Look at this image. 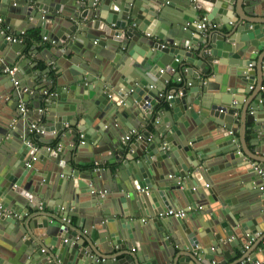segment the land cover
<instances>
[{"label": "water", "instance_id": "95a60500", "mask_svg": "<svg viewBox=\"0 0 264 264\" xmlns=\"http://www.w3.org/2000/svg\"><path fill=\"white\" fill-rule=\"evenodd\" d=\"M243 2L0 0V28L9 18L22 22L16 24L18 28L31 22L30 28H39L45 36L49 34L62 49V55L56 53L54 59L45 60L56 61L59 56L65 60L66 67L59 71L62 78L57 81L55 92L32 93L27 88V79L9 78L11 82L6 87L17 107L34 95L38 100L34 111L40 120H47L44 125L41 123L44 132L32 136L49 144L50 140L43 139L45 134L51 132L62 139L67 123L75 127L68 130L72 136L70 144L59 142V146H68L66 152L76 165L91 159L100 163L111 159L113 166L101 172L88 168L84 170L87 181L81 180V171L73 167L70 159L64 160L62 149L39 158L37 151L27 145L31 138L28 128L33 120L22 117L27 130L20 133L9 124L10 116L0 113V147L16 137L22 148L0 166V224L16 223L12 217L1 214L4 209L18 211L17 215L22 210L36 213L19 224L20 237L27 234V239L15 243L18 254L14 255L13 264H149V258L157 261L158 257L149 250L154 242L147 248L141 245L145 235L138 225L144 222L152 225L156 234L149 238L158 239L159 234L161 238L165 234L164 243L182 251L186 261L178 257L175 264H210L216 257L219 261L215 264H224L235 258L237 252L243 255L244 247L251 245L250 239L257 238L259 228L264 225V186L260 185V174L248 161L251 155L242 145L246 142L245 132L250 129L254 132L253 145L264 144V102H261L264 75L259 83L262 93L255 92L243 116L240 114L234 121L242 124L239 139L234 140L228 130H236L232 126L233 116L236 109H243L237 94L247 92L248 85L251 89L258 73V65L252 63L249 51L264 43V0L250 4H260L261 20L244 17L240 12L241 9L247 15ZM79 9L82 11L78 13ZM200 10L210 23L206 33L198 32L193 25ZM23 28L20 30L24 31ZM0 40L1 66L15 64L16 75L20 74L29 59L17 56L16 52H22L24 47L17 43L6 54L5 46L11 44L2 34ZM182 46L194 52L185 53ZM117 50L129 59L117 55ZM184 55L189 58L185 59L189 68L181 67L175 72ZM220 59L236 66L234 83L219 79L217 85L208 78ZM249 64L255 66L254 71H250ZM262 66L261 62L260 72L264 71ZM180 75L185 81L173 90L178 88L181 92L171 101L172 110L164 113L162 124L150 142L149 132L138 128L155 121L151 111L162 100L158 94L165 89L164 81L179 80ZM29 78L36 81L34 76ZM238 84L244 91L236 89ZM118 98L123 99L121 104ZM41 100L45 108L39 111ZM234 100L241 105H233ZM249 110L256 112L249 115ZM132 129L141 137L132 142L122 140L121 136ZM87 148L94 154L86 160H77L76 157L87 154ZM32 156L36 159L26 166ZM36 161L41 166L35 165ZM255 165L263 168L262 163ZM226 173L232 177L225 178ZM207 180L214 184L212 188ZM99 190L105 193L101 195ZM86 193L90 195L87 198ZM198 200H206L204 207L203 203L197 204ZM12 201L17 202L14 207L9 206ZM183 203L200 210L192 215L188 211L186 218L156 217L159 211ZM149 206H154L152 220L144 217L150 214ZM39 209L43 211L37 213ZM72 216L77 218L73 228L65 223ZM139 216L141 220H137ZM52 219L62 224H53ZM88 223L95 226L97 237L88 232L81 234L82 241L78 242L66 236V233L74 236L76 228H87ZM84 241L88 247L80 248ZM114 247L120 250L121 257L100 261L98 256L103 250ZM89 251L95 255L89 257ZM247 258L255 256L248 252L234 264L243 260L246 263Z\"/></svg>", "mask_w": 264, "mask_h": 264}, {"label": "crops", "instance_id": "0c3cea01", "mask_svg": "<svg viewBox=\"0 0 264 264\" xmlns=\"http://www.w3.org/2000/svg\"><path fill=\"white\" fill-rule=\"evenodd\" d=\"M178 3H182L183 0H176ZM254 0H245V2H243V6L246 10V14L245 15V11H242L240 9V12L242 14H244V17H247L251 20H261L263 19L261 16V11H260V4L259 3H255V5H250ZM261 2V0H258ZM97 6V5H96ZM82 9L77 10V12H81ZM205 12L203 10H200L198 12V16L197 19H199ZM10 22H12V24H9ZM21 21L16 19V18H9L7 20V24L5 26H1L0 30H3L4 33L6 34H10V35H15L19 37V41L14 43V42H10L8 41L11 45L5 46V49L3 51V53L5 52L6 54L8 53L9 49L12 48L13 46L17 47V43H21L22 47H24V50L22 52H16L17 56H20L22 58L25 59H29L28 63L24 62L23 65V70L20 74L16 75V71L13 74H9L6 71V68L8 67H15V64H10L6 67L1 66L2 65V61H1V56H0V113L1 114H6V116H10V120L9 124L11 125V127L16 126V129L18 130V132L23 133V131L25 132L27 130V127H23V120L22 117L26 116L28 117V119L33 120V121H37L39 124L42 123V125L45 124V122H47V120L45 118H43L42 120L39 119L40 115L38 114V112L34 111V105L38 102V100L33 96H30L27 100V103L25 102H20L24 104V111H20L19 110V106L17 107V105L14 102V98L12 97L11 94V90L9 88H7V84L10 81V76H16L18 80H24L27 79V88L30 89V91L36 92V91H40V92H44L45 90H50L49 92H55V89L57 87V81L60 80L59 78H62V75L60 74V70H62V67H66L65 66V60L63 58V56H59L56 61H50L47 62L45 59L47 60H51L54 59V54H60L62 55V49L59 48L57 46V44L52 41V38L49 34H47V40L43 39V34H40V29L39 28H30L31 26H33V23H27L25 27L23 29H25L24 31H21L20 28L22 29V27L18 28L16 24L20 23ZM22 23V22H21ZM25 24V22H24ZM10 25V26H9ZM19 29V30H17ZM208 27L206 32L208 31ZM17 31H19V33H17ZM205 32V33H206ZM1 35V33H0ZM3 35V34H2ZM1 41V40H0ZM155 41L158 42H163L161 40H158L157 38H155ZM62 42V40H59V43ZM64 43V42H63ZM164 43V42H163ZM167 44V43H166ZM182 48L181 50L184 49L185 53L191 51L194 52L191 48L189 47H185L182 46L180 47ZM12 52H14L15 54V50L12 49ZM117 55H121V57L125 56L127 59H129L127 57L126 54H124L123 52H118L117 50ZM3 55V54H2ZM249 57L253 62H256V64L258 65V73L256 74V78L253 79V82L251 83V89L246 86V90L247 92H243V93H238L237 95H239V97H241V103L243 105V109H236V112L233 116V123L232 126L235 127V131L233 132V136H234V140L239 139V131L241 130V126L242 124H240V122L236 123L234 122L235 120H238L240 118V114L244 113V109L247 107L251 97L253 96V94L255 92H257L258 90L261 91L262 93V89H260V79L262 77V75H264V71L260 72V68H261V62L263 64V69H264V43L263 44H259L257 47H253L250 51H249ZM185 58L182 61L178 62L177 68H175V72L180 71L181 67L184 68H189L190 64H187L185 62V59H188V57H186L187 55H184ZM225 62V63H221V62ZM226 59H220V61H217L215 63V67H214V71L213 73H211L210 75H208V78L212 79V83L213 84H217V80L221 79L224 80V82H227V80H229V82L234 83V81H236V66L232 65V64H228L226 63ZM120 66L122 65V61H120ZM77 66V65H76ZM79 66V65H78ZM77 66V67H78ZM3 67V68H2ZM32 67V68H31ZM250 71L251 70H255V66L253 65H249L248 66ZM16 68V67H15ZM30 76H34L35 78V82L34 80H31L29 77ZM203 79V78H202ZM185 79L182 75H180V79L178 80H173L172 78L164 81L165 84V89H163L162 93H174L175 97L176 95H178V88L177 90H173L174 87H178V82L184 83ZM11 82V81H10ZM211 83V84H212ZM244 85L245 83L242 82ZM231 86H233L234 84H230ZM236 89H239V91H244L243 87L240 86L239 84L235 86ZM262 87L264 89V81L262 84ZM261 87V88H262ZM10 90V91H9ZM252 93H251V92ZM45 96V95H44ZM24 98V97H23ZM121 98H118V101ZM261 102H264V96L262 95L261 98ZM234 101H232L233 103ZM164 100L162 99L161 102H159L157 104V106L154 107V109L151 111L153 114V118H155V121H152L151 123H147V124H142L138 129L141 131H148L149 132V141L152 142L153 139V135L156 134L157 132V127L159 125L162 124V120L164 118V113L165 112H169L170 110H172V105H168L165 107V105H163ZM241 103L236 102V105H241ZM121 104V103H120ZM41 108H45L44 107V100H41ZM159 111H161L160 113H158ZM254 111V110H252ZM252 111H247V113L250 115L252 113ZM256 112V111H254ZM25 114V115H23ZM166 114V113H165ZM243 116V114H242ZM143 121L146 120L145 117L142 118ZM253 123H246V126H252ZM75 127L71 126V125H66L65 129L67 130L64 137L61 139L60 137L55 136L54 134L51 132H47L45 134V136L43 137V139L45 141H51V143H46V142H41L40 140H38L37 138H35L33 135V133H30L31 138L27 143V145L32 146V147H37V153L42 158L45 157V155L47 154V152L50 154L53 152L52 149H56L57 147L60 148V144L59 142H61L62 144H70L69 142L71 141L72 136L69 135L68 130H73ZM225 130V129H224ZM128 132H125L122 136L121 139L124 140V136L127 134ZM225 135V132H222ZM246 135H245V143L243 142L242 145L244 146V148L246 149V151L251 155L250 157H248V161L249 163H258V164H263V169H264V144L259 145V146H255L254 144V137H253V130H246ZM80 135V134H79ZM18 136V135H17ZM161 137H163V135H161ZM241 137V136H240ZM80 138V137H79ZM13 141L10 142H6L7 145H4L2 147H0V166H2L4 163L7 162V160L11 159V155L14 154H18L22 148H21V141H19L16 137L12 138ZM69 141V142H68ZM79 141H81V139H79ZM125 141V140H124ZM134 140H131V142ZM232 141V140H231ZM233 142V141H232ZM47 148H50V150ZM68 148L65 147H61L60 149H62V153L64 154V160H69V153H67L66 149ZM90 148V147H89ZM85 149V151L87 152V154H81V156L76 157L77 160L79 159H83L86 160L89 158V156L94 152L91 149ZM239 149H241V143L239 144ZM59 150V149H57ZM41 152V153H40ZM73 152V151H72ZM98 155V154H97ZM97 157H100L99 155ZM215 158H213L212 160H214ZM70 161L72 162V165L74 168L78 167L80 172V175H83L81 180H85L87 181V179L85 178L86 174L84 172V170L88 171V168H96V170L100 171L103 169H108V168H113L112 164H110V160H103L102 163L95 161L93 159H91L90 162H79L77 165L74 163V159L71 155V159ZM35 165L41 166V164L36 161L34 163ZM70 164V163H69ZM67 165V163H66ZM257 172V171H256ZM259 174V173H256ZM226 177L225 178H231L232 174H225ZM259 180L260 185L262 184V186H264V176L259 175ZM209 186L212 188V186H214V184L211 182L210 180L206 181ZM94 183L91 181L89 182V185L92 186ZM202 188H204L203 186H201ZM208 188V187H206ZM259 189V187H258ZM255 190V188H254ZM253 190V191H254ZM101 192L100 190L98 191V193ZM259 192V191H258ZM86 198L88 196H90L88 193H86L84 195ZM107 196H110L107 195ZM109 198V197H108ZM108 201H110V198L107 199ZM207 200V199H206ZM204 200V201H206ZM150 201H152L150 199ZM204 201L203 200H198L197 204L199 203H203V207H204ZM15 203L10 202L9 206L10 207H14V205L17 203L16 201H14ZM49 202H53L52 199L49 200ZM111 204V202H110ZM191 206V205H190ZM1 207V206H0ZM188 206L186 203H183L181 206H175V207H171V208H176V209H186ZM150 211V214H146L147 216H144L145 218H149L148 220H152L153 217H155V213H154V206L153 208H151L150 206L148 207ZM71 209V208H70ZM46 212L48 209H45ZM200 210V207L195 206L191 208V210H189V215L195 214ZM14 210L10 209H4L1 210V214H3V216L5 217H9V218H13L16 220V223L13 225L11 222H3L0 224V264H13V262L15 261L14 259V255L18 254V252L16 251V244L18 242H22L23 240L27 239V234L20 237V235L22 234V232L20 231L21 229L19 228V224H22L24 222H27V220L30 218V216L36 214L34 212H32L30 210V212H32L31 214L28 213H24L25 210H22L23 212H21L20 215H17L16 213H18V211L16 213L13 212ZM43 211V209H39L37 210V213H41ZM71 212H73V210H70ZM144 213L148 210H143ZM24 213V214H23ZM52 213H55V211H53ZM153 214V216H151ZM188 214V213H187ZM185 215L183 218H186L188 215ZM57 215V212L54 214ZM142 216H139V218H137V220H141ZM157 217V214H156ZM162 218V220H167V218L169 217H157ZM23 220V221H22ZM63 221V218H62ZM66 225H68L69 227L73 228L75 227V224L77 223V218L75 216L72 217H68L65 220ZM53 224L56 225H60L62 223H58L57 221L52 219ZM148 223L144 222L140 225H138L139 230L141 232H143V234L145 235L144 238H142L141 245L145 248L149 247L150 242H154L152 243L154 246L157 247V251L155 252V247L154 246H150L149 250H151L152 252H154L157 257L158 260L156 261L155 258H149L150 261L149 264H175L177 261V258L180 257L182 259L183 262L186 261V257L181 255L180 250L177 249H172L171 248V244L164 243V235L161 238L160 234L158 235V239L154 238V237H150V236H154L156 235L152 229L153 226L152 225H147ZM153 224V223H152ZM87 228H76L77 229V233L72 236L71 234L66 233V236L68 237H73L75 238L78 242H81V234H87L92 233L94 237H97V231L95 230V226H91L90 223L87 224L86 226ZM261 232L258 234L259 236L257 238H252L253 240L250 241L251 245L248 247V249H246L244 247V250H246L243 255L241 252H237V255L235 258H231L230 260H226V262L224 264H234L236 263L238 260H240L244 255H246L248 252H251L255 257H260L264 254V250L262 249V239L260 240L261 237H264V225H261ZM81 230V231H80ZM18 238V240L16 241L15 239ZM150 239V240H149ZM260 240V241H259ZM23 244V243H22ZM83 247H88V243L87 242H83L82 245H80V248ZM163 247V248H162ZM40 249V246L37 247V249ZM45 252L47 251V248L44 247ZM153 249V250H152ZM120 250L116 247L112 248L111 250H103L102 254L100 256H98L99 258H106V257H111L112 260L113 258H119L121 257V255L119 254ZM87 255L89 257L94 256L95 254L92 253L91 251L87 252ZM181 255V256H180ZM197 255V254H195ZM238 258L237 260H234ZM219 258H215L214 261H219ZM212 262V261H211ZM210 264H215V263H211ZM237 264H242V262H238Z\"/></svg>", "mask_w": 264, "mask_h": 264}, {"label": "built area", "instance_id": "2783aa9c", "mask_svg": "<svg viewBox=\"0 0 264 264\" xmlns=\"http://www.w3.org/2000/svg\"><path fill=\"white\" fill-rule=\"evenodd\" d=\"M168 2V0H167ZM193 25L195 26V29L200 32V33H205L206 30H207V27H209L210 23L207 21V18H206V15H202L197 21H194ZM0 33L4 35L5 39L7 41H10V42H18L19 41V37L18 36H15V35H10V34H6L4 33L3 30H0ZM43 39L44 40H47V36H43ZM51 42H54L53 40ZM250 65V64H249ZM16 68L15 67H8L6 68V71L9 73V74H13L15 72ZM161 72H163V69H160ZM251 87V86H250ZM27 88H24V90H26ZM180 90H178V94H180ZM159 97L161 99L164 100L165 103H167L168 105H171V101L173 100V98L175 97V94L174 93H162V92H159ZM123 102V99H119V103H122ZM233 105H236V101L234 100V102L232 103ZM19 110L20 111H24L25 108H24V104L21 103L19 104ZM43 108L39 109V111H42ZM66 125H68L66 123ZM29 132L30 133H33V132H44V129L42 128L41 124H39L37 121H34L32 122L30 125H29ZM228 133L230 135H233V131L232 130H228ZM141 135L137 132V130L135 129H132L130 130L125 136H124V140H134V139H137V138H140ZM150 136H148V140H149ZM36 151H37V147H33ZM56 149H60L59 147H57ZM53 151H55L54 149H52ZM36 159V156H32L30 161L26 162V166H30L31 165V162L34 161ZM255 164H258V163H252L254 169L257 171V173H259L261 176H264V169L263 168H260L258 165H255ZM261 188V187H260ZM101 195L103 193H105V191H101L99 192ZM192 206H188L186 209H176V208H169L167 210H163V211H159L157 213V216L158 217H169V216H173V217H184L187 212L189 210H191ZM259 234V233H258ZM253 239H250V241H252ZM66 241V239H65ZM249 245H246L245 248L248 249ZM262 249L264 250V237L262 239ZM198 253V250H196L194 252V254H197ZM100 261H104L105 258H99ZM212 262L211 263H215L214 260H211ZM245 260L242 261V264H264V254L260 257H255L253 259L251 258H247V262L245 263L244 262Z\"/></svg>", "mask_w": 264, "mask_h": 264}, {"label": "trees", "instance_id": "16d2710c", "mask_svg": "<svg viewBox=\"0 0 264 264\" xmlns=\"http://www.w3.org/2000/svg\"><path fill=\"white\" fill-rule=\"evenodd\" d=\"M179 87L182 85V83L181 82H178V84H177ZM163 105H165V107L167 106V103H163Z\"/></svg>", "mask_w": 264, "mask_h": 264}]
</instances>
